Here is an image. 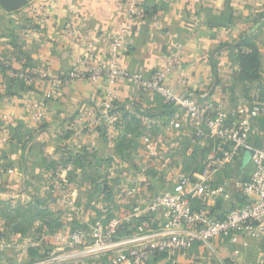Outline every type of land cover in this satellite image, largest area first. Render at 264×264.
I'll list each match as a JSON object with an SVG mask.
<instances>
[{
    "label": "crops",
    "instance_id": "crops-1",
    "mask_svg": "<svg viewBox=\"0 0 264 264\" xmlns=\"http://www.w3.org/2000/svg\"><path fill=\"white\" fill-rule=\"evenodd\" d=\"M141 1L139 19L130 17L127 0H29L15 11H7L0 5V58L17 71L35 75L34 82L27 83L32 87L26 88L12 75L13 70L0 65V206L4 203L15 206L19 200L32 206L33 201L45 199L53 164L65 154H91L87 159L94 158L98 168L95 172L103 175L111 160L126 161L128 148L123 141L99 147V129L106 130L102 118L99 126L88 125L85 135L78 138L70 129V121L90 109L93 100L106 97L108 90L115 91L123 112L133 107H144L158 115L172 111L160 95L151 90L139 91L129 81L112 86L105 78L97 82L89 77L70 78L77 65L86 68L84 58L89 45L95 49V63L107 65L109 49L102 39L116 36L124 26L129 25L130 31L119 51L123 68L150 77L164 66L167 57L180 53L181 64L173 76L187 77V85L181 86L180 92L200 93L207 88L232 115L237 98L244 95L236 79L239 71L236 45L263 18L264 0ZM70 28L72 35L68 33ZM249 37L258 45L263 63L259 80L250 87L254 92L264 90V24ZM56 77L61 78L59 93L46 99ZM42 99L47 102V117L35 123L29 104ZM184 144L181 157L192 164L196 142ZM100 152L104 158H99ZM199 153L202 156L204 151ZM123 176L135 179L132 181L138 188L128 199L129 204L145 203L150 196L171 187L169 179L160 173L143 174L132 165L124 166ZM139 180L145 183L141 188ZM263 247L264 239L262 244L261 239L254 241L247 258L257 262ZM194 252H198L197 247Z\"/></svg>",
    "mask_w": 264,
    "mask_h": 264
},
{
    "label": "built area",
    "instance_id": "built-area-1",
    "mask_svg": "<svg viewBox=\"0 0 264 264\" xmlns=\"http://www.w3.org/2000/svg\"><path fill=\"white\" fill-rule=\"evenodd\" d=\"M141 4V0H127L132 19L142 17ZM129 31L127 25L116 36L103 37L109 49L105 66L95 63V49L89 45L86 68L77 65L70 78L89 77L94 82L105 78L112 86L129 81L139 91L160 95L172 111L158 115L133 107L123 112L117 94L110 89L106 97L93 100L90 109L70 121L78 138L85 135L88 125L99 126L102 118L108 140L115 143L124 137L128 154L125 162L107 164L105 178L117 195L111 215L95 220L90 232L75 228L69 235L75 250L59 255L58 261L79 264L88 257L93 264H264L247 258L253 242L264 235V90L239 96L230 115L224 102L212 97L207 88L200 93L180 92L187 85L186 76L173 77L181 64L180 53L167 57L150 77L129 71L119 63V51ZM68 33L72 35L73 28ZM11 72L27 83L34 82L24 71ZM60 87L61 78H54L45 98L55 97ZM29 105L33 121L43 122L46 100ZM97 129L94 131L99 132ZM185 141L201 146L204 156L200 163L191 164L181 157ZM245 148L253 152L248 162L253 169L244 176L226 178L225 170L236 167ZM127 165L143 174L156 171L169 179L171 187L145 203L129 204L138 188L131 179H124ZM145 187L149 189V185ZM224 200L229 202L228 208Z\"/></svg>",
    "mask_w": 264,
    "mask_h": 264
},
{
    "label": "rangeland",
    "instance_id": "rangeland-1",
    "mask_svg": "<svg viewBox=\"0 0 264 264\" xmlns=\"http://www.w3.org/2000/svg\"><path fill=\"white\" fill-rule=\"evenodd\" d=\"M99 130V147L109 146L107 131L104 132L101 128ZM123 140L118 138L119 143ZM195 146L197 153L193 158L194 163L200 161L199 150H202L200 145ZM100 153L99 158H104V153ZM88 155L91 154L80 152L78 155L65 154L58 158L47 179L46 197L41 198V202L35 200L29 206L19 200L15 206L13 203L0 206V264L78 263L59 262L57 258L75 250L69 235L80 226L90 232L95 220L109 218L117 199L116 193L109 188L106 175L95 172L98 171L97 161L94 158L89 161ZM203 156L204 154L201 157ZM247 160L248 155L244 159L242 152L236 161V167L225 170V177L246 175L253 169V165ZM143 184L145 183L139 180L138 185ZM224 204L228 208L229 202L224 200ZM260 239L262 244L264 235ZM261 254V258L256 261L264 263V250ZM86 258L79 264H93L92 259Z\"/></svg>",
    "mask_w": 264,
    "mask_h": 264
},
{
    "label": "trees",
    "instance_id": "trees-1",
    "mask_svg": "<svg viewBox=\"0 0 264 264\" xmlns=\"http://www.w3.org/2000/svg\"><path fill=\"white\" fill-rule=\"evenodd\" d=\"M262 24H264V16L261 20ZM258 21V22H259ZM257 22V23H258ZM250 35H245L242 40L236 45L238 48V55L237 60L239 64V71L237 73V85L241 87V89L244 92V95H249L251 93L250 87L251 84L257 80H259L261 76V71L263 69V63L261 60V51L256 45ZM0 65L4 69H10L14 72H19L17 69H14L12 67H9L6 65V63L1 62ZM29 77H34L35 75H32L28 72H26ZM24 86L26 88H31L32 86L28 85L26 81L20 79ZM196 151H194V156ZM79 160V159H78ZM79 162V161H78ZM110 188V187H109ZM111 190V189H110ZM112 191V190H111ZM222 201H219V206H221Z\"/></svg>",
    "mask_w": 264,
    "mask_h": 264
},
{
    "label": "water",
    "instance_id": "water-1",
    "mask_svg": "<svg viewBox=\"0 0 264 264\" xmlns=\"http://www.w3.org/2000/svg\"><path fill=\"white\" fill-rule=\"evenodd\" d=\"M29 2V0H0V5L6 9L7 11H15L19 8H21L22 6H24L25 4H27ZM260 25H262V21H259L248 33V35H250L251 33H253ZM245 153H244V159H247V155H248V162L249 159L251 157V155L253 154L252 150L249 148H245ZM1 234V233H0ZM1 236V235H0Z\"/></svg>",
    "mask_w": 264,
    "mask_h": 264
}]
</instances>
